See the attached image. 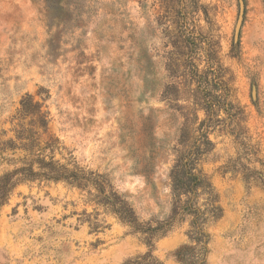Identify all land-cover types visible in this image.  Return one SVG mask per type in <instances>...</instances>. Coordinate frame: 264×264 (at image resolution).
<instances>
[{"label":"rangeland","instance_id":"1","mask_svg":"<svg viewBox=\"0 0 264 264\" xmlns=\"http://www.w3.org/2000/svg\"><path fill=\"white\" fill-rule=\"evenodd\" d=\"M209 67L241 113L221 110L202 164L223 211L205 264H264V181H245L246 169L264 177V0H0V136L32 95L64 156L105 175L141 221L163 219L180 129L205 117L192 114L195 74ZM86 199L60 183L17 186L0 208V264H122L146 251ZM83 210L104 227L90 231ZM187 228L155 243L163 264H182Z\"/></svg>","mask_w":264,"mask_h":264},{"label":"trees","instance_id":"2","mask_svg":"<svg viewBox=\"0 0 264 264\" xmlns=\"http://www.w3.org/2000/svg\"><path fill=\"white\" fill-rule=\"evenodd\" d=\"M212 69L209 67L207 72L195 74L196 87L190 93L192 114L200 109L205 117L196 124L195 115L191 126L183 123L180 129L168 172L171 203L165 218L141 221L105 175L82 166L70 153L64 156L58 138L48 133L49 112L30 94L20 99L19 107L11 117L12 136L3 138L5 130L0 136V167H4L0 173V208L20 184L60 183L86 193V203L92 205L94 211L102 209L104 214L114 216L127 226L129 233L139 237L146 251L122 264H163L153 254L155 243L174 226L184 223L188 226V242L175 250V258L182 264H205L209 241L207 228L221 218L223 211L218 193L202 164L211 159L215 143L210 134L221 121L218 116L221 110L232 119H237L241 113L227 99L226 93L220 92V79L210 78L207 74ZM237 125L230 129L235 138L239 137V132L235 133ZM234 166L231 165L230 169L226 166L225 169L236 170ZM246 172V182L264 181V177L257 175L255 170L246 169ZM97 215L98 212L83 210L79 221L88 223L90 231L97 232L104 227Z\"/></svg>","mask_w":264,"mask_h":264}]
</instances>
